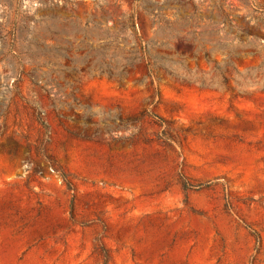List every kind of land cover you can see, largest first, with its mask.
Listing matches in <instances>:
<instances>
[{"label":"rangeland","instance_id":"rangeland-1","mask_svg":"<svg viewBox=\"0 0 264 264\" xmlns=\"http://www.w3.org/2000/svg\"><path fill=\"white\" fill-rule=\"evenodd\" d=\"M0 264H264V0H0Z\"/></svg>","mask_w":264,"mask_h":264},{"label":"trees","instance_id":"trees-1","mask_svg":"<svg viewBox=\"0 0 264 264\" xmlns=\"http://www.w3.org/2000/svg\"><path fill=\"white\" fill-rule=\"evenodd\" d=\"M189 187H191V186H189V185H184V189H189Z\"/></svg>","mask_w":264,"mask_h":264}]
</instances>
